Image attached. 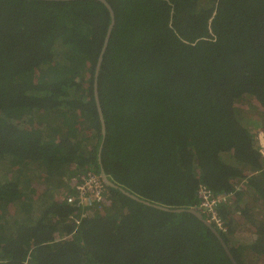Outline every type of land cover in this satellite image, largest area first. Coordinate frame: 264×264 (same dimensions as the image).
I'll use <instances>...</instances> for the list:
<instances>
[{
    "label": "trees",
    "instance_id": "obj_1",
    "mask_svg": "<svg viewBox=\"0 0 264 264\" xmlns=\"http://www.w3.org/2000/svg\"><path fill=\"white\" fill-rule=\"evenodd\" d=\"M107 1L100 163L108 8L0 0V264H234L187 211L200 184L231 195L225 230L212 225L238 264L263 257L264 230L236 235L238 216L255 220L246 193L264 204V156L237 106L264 107V0ZM102 169L118 187L100 207L67 201L74 174Z\"/></svg>",
    "mask_w": 264,
    "mask_h": 264
},
{
    "label": "built area",
    "instance_id": "obj_2",
    "mask_svg": "<svg viewBox=\"0 0 264 264\" xmlns=\"http://www.w3.org/2000/svg\"><path fill=\"white\" fill-rule=\"evenodd\" d=\"M257 144L260 152L264 156V131L256 132ZM73 191L68 192L66 199L69 203L77 206H97L100 207L105 194V184L101 175L94 171L86 170L77 172L71 177ZM199 207L208 215L211 222L221 230H225L224 224L218 215L220 203L230 198L229 194L215 193L205 184H200L198 191ZM79 222V221H78Z\"/></svg>",
    "mask_w": 264,
    "mask_h": 264
},
{
    "label": "rangeland",
    "instance_id": "obj_3",
    "mask_svg": "<svg viewBox=\"0 0 264 264\" xmlns=\"http://www.w3.org/2000/svg\"><path fill=\"white\" fill-rule=\"evenodd\" d=\"M237 106L238 109H240V116L245 125L251 128V130L255 133L261 130L264 131V127L262 125L257 127V121L263 119L264 117V107L256 103L254 99L250 98L240 100ZM244 184L245 182L242 185ZM243 199L244 200L241 203L242 205L247 202L254 206L253 209L255 212V220L249 221L243 215V217L238 216V229L236 235L238 245L248 244L251 241L253 242L254 238L257 236V232L264 230V204L256 202L254 196H251L249 191L246 193ZM236 204L237 201L234 204V207ZM245 257L247 264H264V256L261 257L252 250H248Z\"/></svg>",
    "mask_w": 264,
    "mask_h": 264
},
{
    "label": "water",
    "instance_id": "obj_4",
    "mask_svg": "<svg viewBox=\"0 0 264 264\" xmlns=\"http://www.w3.org/2000/svg\"><path fill=\"white\" fill-rule=\"evenodd\" d=\"M55 1H71V0H55ZM99 1L103 2L106 5V7L108 8V10L110 12V16H111V22L109 24V27H108V30H107V33H106V36H105L104 44H103V47L101 49V52H100V55H99V58H98V61H97L96 70H95V78H94V95H95L96 105H97L98 112H99V117H100L101 124H102V134H103L101 147L99 149V151H100L99 160H100V163H101L100 154H101L102 146H103V143H104V140H105V137H106V123H105L104 113H103V109H102V106H101L100 95H99V75H100V72H101V68H102V64H103V60H104V55H105V52H106V50L108 48V44H109L113 29H114V26H115V23H116V16H115V11H114L113 7L111 6V4L109 3V1H107V0H99ZM101 176H102L103 181L106 184V186L118 187L109 178V176L107 175V173L105 172L104 169L101 170ZM121 190L125 194H127L128 196L138 200V197H136L135 195L131 194L130 192H128L126 190H123L122 188H121ZM143 202L147 203L146 201H143ZM163 209L168 210L167 207H164ZM184 210L185 209H177V211H184ZM187 211L197 215L199 218H201L212 229V231L219 237V239H220L225 251L227 252V254L230 257V259L232 260V262L234 264H238L237 260L233 256L229 246L226 244V242L222 238L220 232L212 225L211 221L206 219L203 216V213L201 211H199L198 209H196V208H190V209H187Z\"/></svg>",
    "mask_w": 264,
    "mask_h": 264
},
{
    "label": "clouds",
    "instance_id": "obj_5",
    "mask_svg": "<svg viewBox=\"0 0 264 264\" xmlns=\"http://www.w3.org/2000/svg\"><path fill=\"white\" fill-rule=\"evenodd\" d=\"M105 184V183H104ZM106 185V184H105ZM199 207V206H198ZM200 209V207L198 208V210ZM199 211H201L202 213H205V212H203L201 209L199 210ZM204 215V214H203ZM208 216V215H207ZM208 220H209V218H208ZM210 221V220H209ZM212 223V222H211Z\"/></svg>",
    "mask_w": 264,
    "mask_h": 264
}]
</instances>
